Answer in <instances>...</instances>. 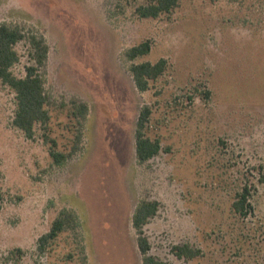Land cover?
I'll list each match as a JSON object with an SVG mask.
<instances>
[{
  "label": "rangeland",
  "instance_id": "obj_1",
  "mask_svg": "<svg viewBox=\"0 0 264 264\" xmlns=\"http://www.w3.org/2000/svg\"><path fill=\"white\" fill-rule=\"evenodd\" d=\"M146 1L0 0V24L27 37L16 45L17 77L35 63L28 37L48 44L39 74L51 115L27 138L0 81V264H143L132 223L142 201L160 204L144 227L156 259L264 264V0H180L143 19L135 11ZM146 40L150 52L127 60ZM160 59L165 73L139 91L130 65ZM74 103L87 105L84 118ZM146 106L145 133L162 150L140 163ZM245 185L242 217L233 202ZM64 211L73 223L40 251ZM184 244L201 254L177 258L173 247Z\"/></svg>",
  "mask_w": 264,
  "mask_h": 264
},
{
  "label": "trees",
  "instance_id": "obj_2",
  "mask_svg": "<svg viewBox=\"0 0 264 264\" xmlns=\"http://www.w3.org/2000/svg\"><path fill=\"white\" fill-rule=\"evenodd\" d=\"M180 4V0H147L136 7L135 13L143 19H157L163 14H169ZM26 33L18 26L0 24V81L9 86L15 93L16 110L13 125L23 131L27 138L35 136V126L38 123L48 124L51 115L47 109V96L44 89V81L39 70L47 61L49 47L44 36L35 34L28 37L33 49L32 57L35 63L26 68L24 77H17L12 68L19 62L20 56L16 45L26 39ZM151 50V42L146 40L125 50V57L129 61H134L139 57L147 55ZM166 59H160L156 63L141 62L132 63L129 71L133 77L137 89L145 92L149 89L151 82L157 81L167 69ZM75 115L85 117L88 107L84 103H74ZM151 110L144 107L139 115L136 128V156L140 163H145L157 156L162 145L159 139H152L146 135L145 130L149 122ZM48 140V139H47ZM57 144L55 140H51ZM51 149V156L58 165L66 161L68 155ZM249 185H245L237 193L233 202L234 211L242 217L249 214L251 204ZM160 204L157 201H142L138 204L133 215V227L137 234V245L143 257V264H166L149 254L151 245L145 235L144 227L157 215ZM72 216L66 211L53 223L51 231L39 239V250L43 251L45 246L56 240L60 233L64 232L67 225L73 223ZM173 253L179 259H194L201 252L188 244L176 245Z\"/></svg>",
  "mask_w": 264,
  "mask_h": 264
}]
</instances>
